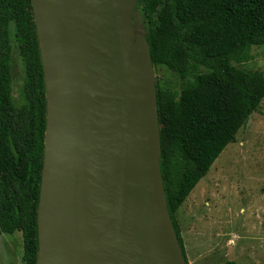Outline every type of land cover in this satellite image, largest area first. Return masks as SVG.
Segmentation results:
<instances>
[{"label": "water", "instance_id": "water-1", "mask_svg": "<svg viewBox=\"0 0 264 264\" xmlns=\"http://www.w3.org/2000/svg\"><path fill=\"white\" fill-rule=\"evenodd\" d=\"M47 129L37 264H187L138 0H32Z\"/></svg>", "mask_w": 264, "mask_h": 264}, {"label": "trees", "instance_id": "trees-1", "mask_svg": "<svg viewBox=\"0 0 264 264\" xmlns=\"http://www.w3.org/2000/svg\"><path fill=\"white\" fill-rule=\"evenodd\" d=\"M134 19L154 67L165 65L181 78L198 74L180 91H163L156 80L162 176L188 264L176 213L264 99V74L233 63L250 46L264 45V0H138ZM46 129L32 0H0V237L22 232L25 264H37L39 252Z\"/></svg>", "mask_w": 264, "mask_h": 264}, {"label": "rangeland", "instance_id": "rangeland-1", "mask_svg": "<svg viewBox=\"0 0 264 264\" xmlns=\"http://www.w3.org/2000/svg\"><path fill=\"white\" fill-rule=\"evenodd\" d=\"M237 67L264 74V45L250 46ZM205 69L199 68V72ZM163 91L195 85L167 66L154 67ZM15 92L20 93L18 72ZM188 264H264V99L176 213ZM22 232L0 237V264H25Z\"/></svg>", "mask_w": 264, "mask_h": 264}]
</instances>
